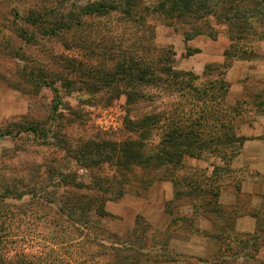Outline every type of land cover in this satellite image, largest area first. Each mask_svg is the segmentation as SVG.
Masks as SVG:
<instances>
[{"label":"rangeland","instance_id":"rangeland-1","mask_svg":"<svg viewBox=\"0 0 264 264\" xmlns=\"http://www.w3.org/2000/svg\"><path fill=\"white\" fill-rule=\"evenodd\" d=\"M94 1L0 0V264H264V233L250 241L256 258L236 254L264 222V194L258 209L248 190L263 187L264 174L232 166L245 159L242 147L235 155L230 146L185 155L179 168L131 164L128 172L108 162L86 166L81 149L86 142L143 141L159 152L163 131L155 119L179 109L200 117L204 106L184 73L198 88L230 83L239 62V73L246 62L264 66L255 50L264 49V39L237 54L228 26L214 18H168L153 10L160 0H110L133 2L132 15L84 14ZM60 23L72 28L57 30ZM228 50L236 56L227 58ZM144 70L148 82L140 83ZM250 120L244 111L229 129L242 135ZM94 172L123 194L101 202L100 192L75 186L89 184ZM168 191L172 198L164 200ZM76 197L93 200L92 211L71 212L74 204L65 202ZM246 214L256 218L249 233L237 225Z\"/></svg>","mask_w":264,"mask_h":264},{"label":"trees","instance_id":"trees-1","mask_svg":"<svg viewBox=\"0 0 264 264\" xmlns=\"http://www.w3.org/2000/svg\"><path fill=\"white\" fill-rule=\"evenodd\" d=\"M133 4V2H127L125 7L122 5L120 7L115 1L98 0L88 3L83 12L84 14H104L110 11L120 10L127 15H132ZM153 10L166 15L168 18H193L205 21L214 18L218 23L226 24L233 41L230 48L234 49L236 53L241 52L245 45L247 46L251 43L252 39H264V0H160L158 4L153 7ZM64 26H66V28H72L70 24L60 23V25H57V30H61ZM53 30H55V27L46 32L53 33L55 32ZM229 52L228 50L225 53L227 58H234L236 56L231 55ZM134 66L136 69L137 66ZM122 68L124 72L131 73L134 71V67L127 68L123 66ZM149 72L148 70H144L140 74L138 73L137 81L140 83L148 82L146 78L150 75L148 74ZM129 73H124L122 75L125 76ZM174 74L176 75L177 73ZM184 75L190 76L189 83L187 84V88L190 92L201 93L200 96L197 95L198 97L195 99L197 103H202V105L204 103L200 117L194 116L187 118L188 115L185 114L186 111L184 109H179V111L174 110L170 114L155 119L158 125L160 122L162 123L161 129L163 131L159 152H157L158 149L155 152V149H152V147H149L143 141H127L123 143L111 141H103L101 143L86 142L81 146L82 153L85 155V165L90 166V164H93L98 167L102 162H108L122 172H128L131 164H136L145 170L166 166L168 164H173V166L177 168L178 166L182 167L185 155L200 158L206 150H220L228 146L234 151L232 155L239 152L248 137L237 135L234 130L230 129L234 125L237 116L242 115L247 108L246 105L249 103L246 101H237L234 105L229 107L226 104V100L230 90V83H227L224 79L215 80L208 88H198L193 83L196 77H194L192 73H184ZM127 95L128 100H131L129 93H127ZM254 106L257 109L263 108L264 99L260 101L255 100L253 107ZM25 130L37 133L39 132V127L28 126L25 127ZM63 178L67 181L66 176L63 175ZM90 178L91 182L89 184L76 183L75 186L81 190L89 191L93 189L100 192L101 202H106L108 199L117 200V196L123 194L122 190H124V188H122L121 191H115L113 187H107L103 182H107V185H109V180L102 179L98 174H95V172L92 173ZM125 179V183L127 184V178L125 177ZM120 183L115 188H119ZM9 192L11 191L5 193L6 195H3V198L10 197ZM15 194V198H22L26 195V193ZM113 195L117 196L113 197ZM214 196L218 199V191L215 192ZM65 204L69 207H73L74 204V208H71V212L73 213H76V207L82 211L86 209L88 212H91L94 201L88 200L84 203L79 197H76L66 201ZM96 211H99V215L103 213L101 212V205ZM72 221L75 222L78 221V219H72ZM79 221L82 222V220ZM258 222L256 232L249 235L250 240L248 239L245 241V247H240L236 254L238 252H244L245 255L248 256L249 254L251 258H256L255 253L258 251V248H256L257 245L254 243L250 245V241L255 240L261 233H264V222L261 220ZM83 225L86 228L89 226L87 223ZM252 246L254 249H251ZM109 249L117 251L118 247L111 245ZM130 251L132 253L137 252L132 248ZM226 258L227 256L222 257V259ZM31 263V261H25L20 264Z\"/></svg>","mask_w":264,"mask_h":264},{"label":"crops","instance_id":"crops-1","mask_svg":"<svg viewBox=\"0 0 264 264\" xmlns=\"http://www.w3.org/2000/svg\"><path fill=\"white\" fill-rule=\"evenodd\" d=\"M255 50L264 56V49L260 48L258 45L255 47ZM239 63L232 69L229 79L231 86L227 97L228 100H231V105H234L238 99L242 97L244 99H254L258 93L259 98L264 99V66L258 67L257 65H250L249 62H246V68L239 73ZM251 82L255 84V90L253 87V91L252 88L251 90L249 89V87L252 86ZM253 101L248 102L249 104L246 106V110H244L248 113L251 120L242 123L240 127L241 134L248 137V139L243 144L238 156L245 157V159L240 161V159L236 158L235 161L233 160L232 166L236 169H240L242 165L249 166V168L254 169L255 172H262L264 174V107L261 109L253 108L251 105L254 104ZM262 178L264 179V175ZM261 188L264 189V186L257 187L255 183L251 185L250 189L248 186V190L254 194L253 203L255 205L252 206L258 209H260V207L257 206H260L258 204H261V201L260 199H256L258 198L257 195L260 193L264 194V190H260ZM169 192L170 191H168V194L163 198L164 200L172 198ZM260 198H262L261 200L264 199L263 197ZM262 209L264 208H261V210ZM261 214H264V210H262ZM237 225L242 231L249 233L255 230L256 218L249 214L243 215L238 219Z\"/></svg>","mask_w":264,"mask_h":264}]
</instances>
